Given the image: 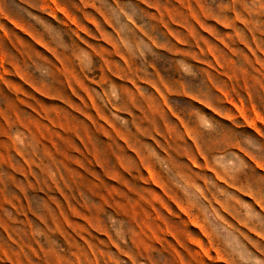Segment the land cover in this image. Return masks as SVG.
<instances>
[{"label": "rangeland", "instance_id": "obj_1", "mask_svg": "<svg viewBox=\"0 0 264 264\" xmlns=\"http://www.w3.org/2000/svg\"><path fill=\"white\" fill-rule=\"evenodd\" d=\"M0 264H264V0H0Z\"/></svg>", "mask_w": 264, "mask_h": 264}]
</instances>
